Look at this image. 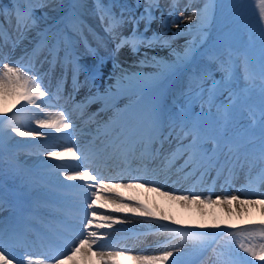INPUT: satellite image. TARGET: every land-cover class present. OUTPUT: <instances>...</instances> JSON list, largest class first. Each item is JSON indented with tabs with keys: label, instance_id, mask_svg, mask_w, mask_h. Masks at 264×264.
Here are the masks:
<instances>
[{
	"label": "snow or ice",
	"instance_id": "obj_1",
	"mask_svg": "<svg viewBox=\"0 0 264 264\" xmlns=\"http://www.w3.org/2000/svg\"><path fill=\"white\" fill-rule=\"evenodd\" d=\"M256 5L260 13L259 18L261 21H264V0H256ZM143 6L144 12L141 13L140 17H133L129 21L123 17V14L117 17L111 8L103 4L102 0H96V11L100 14L104 31L117 42V51L121 48L128 47L133 52L138 53L141 46L150 48L154 43H162L163 36L165 35L163 31L159 35L154 34L152 38H146L138 30L140 20H147L152 16L154 7L159 8L158 0H144ZM79 7L80 5L78 3L73 5L74 9ZM213 7L214 5L209 2L205 5L204 10H197L193 12L192 16L185 17L188 21H191L193 16L199 19L198 30L200 39H203V29L211 18ZM4 17L8 21L14 22L16 36L13 39L11 34L6 36L5 31L0 30V48L6 47L8 40H12L15 43L16 41L27 38L28 34L37 27L34 15V0H27L26 3H21L18 0L16 4H9L7 12L0 10V23H4ZM129 22L134 25L131 33L129 35H123L121 29ZM66 29L70 30V34L66 33ZM83 29L84 21L81 19V15L74 12L66 18L65 28L56 27L55 30L46 29L38 33V39H34L33 41V47L30 51H26L25 56L21 59L5 63L4 61L8 57L0 53V64H2V69H0V97L5 101L9 98L13 99L11 107L5 106L0 109V113L5 114L0 116V141L3 140L4 136L8 135L9 129L12 133L20 137H43L48 134L39 129H54L56 132H64L73 127V124L69 122V115L66 112H59L50 120H36L39 129L26 131L23 129L30 127L28 123L30 117H27L25 122L21 123L20 116L21 114L27 113H31L32 117L45 114V107L56 106L50 103L53 94L43 84V78L54 72L58 66L66 69L71 65L73 74L75 75L77 71V57L74 37L83 36ZM197 51V44L194 40L185 46L182 54H177L175 59L170 62L156 57L149 58L147 53H145L144 59L140 63L142 65H151L155 69L153 73L142 75L139 72H134L129 75L125 70H121V75L118 78L119 82L122 85L124 82H127V87L123 90L135 89L141 93L144 91L152 92V95L143 103L139 100L136 101V104L139 105L140 122L144 128V133L139 141L142 149L141 158H148L155 162L157 158L162 156V163L170 168L175 167L180 160H183L184 163L179 170H188L214 165L218 153L223 151L225 144L230 145L229 152L239 151L238 145L228 136V124L231 122L235 103L238 99L231 87L232 73L229 65L222 64L224 75L220 81L215 82L211 87L206 89L203 87L204 82L208 78L206 69L193 72L189 76L190 90L193 86L201 89V92L197 94L196 98L200 99L202 104H207L209 110L213 107L216 108L215 124L218 127L201 119L200 116L195 118L191 117L186 109H182L180 113H173L162 102L159 94L162 83L169 77L180 73L188 64L192 63ZM209 58L216 59L215 56H210ZM45 66H47V70H45ZM119 67V65H114V68ZM245 72L246 85H255L256 74L247 66V63ZM259 80L261 95V145L259 161L262 165V170L257 177L249 180V185L245 189L241 190L244 194H249L247 189L251 188L257 182L264 185V54H262L261 59ZM205 91L207 92L206 99L203 96ZM223 91H228L229 93L226 98L228 102L217 104V100L219 99L218 93L222 95ZM13 109H16V111L13 112ZM37 109L39 111H36ZM8 113H11V115H7ZM166 130L168 131V135H165ZM122 135L123 132L119 133L116 140H120ZM165 143L169 144L167 152L163 147ZM113 144H115V141H113ZM121 145L126 148H131L134 151L135 146L134 144L129 145L127 137L121 140ZM104 150L106 149H74L73 147H64L61 151L45 150L43 155L61 161L68 159L73 161H79L80 159L94 161ZM78 167H81L78 163L73 165L62 164L57 166V171L62 173L66 180L93 181L92 187L97 189L103 188L108 193H111L110 200L101 204L100 207H111L118 213H136L147 217L148 223L152 221L157 223L160 221H169L171 218L157 216L155 213L148 211L139 202H125L123 193L119 192L118 189H131L138 186L147 187L151 191L160 192L161 195L169 197L170 199L179 200L182 203L190 202L197 206L204 204L225 205L229 208V212L232 211L230 207L232 202H237L240 205H255L258 203L264 206V200H242L239 195L217 196L215 199H212L211 196L193 194L176 196L171 192L160 191L159 187L154 186L156 181L148 180L143 176H129V183L117 182L113 184L111 182L112 180H119L121 177H105L99 174L92 175L88 170H75ZM141 180H144L143 184H140ZM80 187L87 193L88 189L86 187L83 185ZM96 195V192L92 193V202L87 205V209L85 210L87 223L83 224V229L86 231V234H84V231L80 233V236L83 238L77 237L79 242L75 247L71 248L67 255L57 253L59 258L45 255L43 260H33L30 255H26L24 259H21L18 253L20 250L26 248L24 235L14 230L5 236L4 230L0 229V264H47L48 261H51V264H64L65 260L69 264H79V261L76 259L78 256L84 260L95 257L99 261V264H125V261H131V264H190V261L183 259L185 252L181 248H175L174 245H170L167 240L159 244L156 248L151 249V251L158 253L155 255H133L131 250L128 249L108 252L94 251V246L96 249L116 247L115 245H109L103 242L104 238L97 231L89 230L90 226L94 223L93 218L98 216L97 210L93 207L96 204L94 198ZM85 199H88V197L86 196ZM102 219L108 228H111L116 223H121L116 216L112 215L104 216ZM173 223L179 225L180 221H173ZM97 227L99 228L101 225H97ZM159 227L162 232L170 234L173 239L180 238L182 240L192 241V252L194 253L200 251L206 245L210 236L220 234L219 232L211 233L189 228H173L169 223L159 224ZM198 227L200 229H206L209 226L199 225ZM211 227L219 228L220 232L226 231L220 225H213ZM231 227L235 228L236 231L229 233L230 244L238 243L239 248L247 255H242L235 248H232L228 258L221 260L220 264H254V261L248 259V257L264 261V243L253 242L257 238L264 240V220L258 223L248 222L238 228L236 225H232ZM105 238L110 237L105 234ZM170 246L174 248V251L165 250Z\"/></svg>",
	"mask_w": 264,
	"mask_h": 264
},
{
	"label": "rangeland",
	"instance_id": "obj_2",
	"mask_svg": "<svg viewBox=\"0 0 264 264\" xmlns=\"http://www.w3.org/2000/svg\"><path fill=\"white\" fill-rule=\"evenodd\" d=\"M3 1L7 2L6 4H14L15 2H17V0L14 1L0 0V2ZM254 1L255 0H219L218 9H216L217 11L212 9L211 18L207 23L208 26L206 25L207 28H205V31H203L204 32L203 39H200V33L198 30V26L200 22L196 16H193V19L191 20V24H192L191 28L195 27L194 30L183 33H179V31H182L183 28L181 27H183L184 22L187 21L185 17L192 16L193 12H196L197 10H204L205 5L208 4L209 2L213 4V2L210 0H164L159 3V9L154 7L153 12L155 14L151 19L148 20V22L146 20H140L138 24V30L148 38H150L154 34H157V32H159L160 30L165 31L164 33L165 35L163 36L162 43H154L152 48L155 46H163L165 48H170L174 44H176L178 40H192V41L195 40L198 49V51L196 52L197 57H199L197 53L201 51L199 49L205 44L209 43V45L207 44L208 46L206 47L207 49L206 52L207 51L217 52V54L215 55L216 59L209 60L207 57V59L204 60L205 57L201 56V60H199L198 65L193 63L194 72L200 71V67L202 64L200 62H202V60H204L203 62L208 64L207 66H210L211 68L212 72L210 71V74H208V78L204 82L203 86H205V88H208L216 80L221 79V77L224 75L222 64H227L230 66V70L232 73L231 87L238 97L234 108L241 109L239 106V102L244 96V94L245 95L248 94V91L246 92L244 91V87L248 86L251 89V93L253 95L252 97L253 101L251 102V107L253 108L255 106L252 109V111L258 113L257 109L260 108L261 105L259 71L261 66L262 54H264V21L260 20L259 9L257 8L256 1L255 2ZM79 2H80V7H81L80 12L82 17L89 24L91 23V21L96 22L97 23L96 27L100 28L98 29V33L99 32L102 33V36L104 35L105 38L109 40L108 34L104 32V25L103 23L100 22V14L95 9L96 0H79ZM249 2H251V4ZM64 3L65 0H34V15H35L37 27L28 35H32L34 37L35 36L34 31L38 29V26L44 24V22L47 21L52 15L57 16L60 9L63 7ZM118 3H120L121 7L125 6V8H123V17L127 18L128 8L133 9V5H134L133 0H120V2ZM143 5H144V0H140L139 5L136 7V9L133 10L131 14L130 13L128 14V18L129 17L130 18L129 19L127 18V20L131 21L132 20L131 17L134 16V14L136 13H138V15L140 16L141 11H143L144 9ZM8 6L6 7L2 6V9L0 10H4L5 12H7ZM3 19H4V23H0V30L5 31L7 35L11 34L12 37H15L16 33H15L14 22L8 21L6 17H4ZM157 19L158 22L156 23ZM133 26H134L133 23L129 22L125 24V28L121 29V31L125 32V34H128V32H130L131 29L133 28ZM207 29H208V33H207ZM94 34L95 33L92 31L90 34L87 35V38L88 40L91 39L95 40V45L92 48L81 47V51L87 54V56H85L83 59L88 58L90 66L93 68H97V65L95 64L96 60L94 54L90 56L88 55L93 53L94 48L97 49V51L104 52V54L108 53L110 56H114V55L111 52L106 51V49H108V46L106 47V49H104L106 44L103 43V38L101 39L99 36H96ZM110 43H111L110 45H112L113 42ZM17 45L20 44L14 43L11 47L14 48L16 47V49L21 48V45L20 47H17ZM144 47L146 46H141L138 53L133 52L128 47H124V48L125 51L128 52L129 54L139 55L140 52L143 51ZM124 48L120 49V51H122ZM235 52H238L239 54H234ZM9 53L10 51L7 52V54ZM196 56L195 58H197ZM246 63L247 66L250 67V69L254 71L256 74L255 85H246L245 83ZM106 64L107 63L105 62L104 65L105 72L107 69ZM0 69H2V65H0ZM104 76L108 78L109 74H104ZM106 78H104V80H107ZM179 81L182 84H187V83L189 84L188 74L183 72L180 75ZM102 82L100 81V83ZM93 87L96 86L93 85ZM198 90H199L198 87L193 86L191 90L188 89L181 91L180 94L178 95L175 104H173L174 108L172 109L173 110L172 112L180 113L182 109H186L191 115V117L195 113L200 114L208 123L217 127V125L215 124V118L212 117L216 114V108L213 107L211 108V110H209L207 104H202V101L200 99H197L195 96ZM218 95H219V99L217 100V104L221 102L223 103L228 102L226 99L229 95L228 91H223L222 95H220L219 93ZM12 103H13L12 98H9V100L6 103V106L10 107V105L12 106ZM171 105L172 104H170V107ZM15 110L16 109H13L12 111L14 112ZM239 113H242V111H240ZM259 133H260V138L246 147V148L248 147L251 148L253 151L252 156L248 157L249 164L247 166L239 168V170L230 171L229 172L230 176L226 177L227 179L218 181L217 183L223 185L222 188H224V190L216 194H219L221 197L225 195L228 196L239 195L241 198H245L247 200L258 199V198L264 199V185H260L259 186L260 190L256 189V192H254L253 196L251 197L244 196V192L241 191L243 189V186L240 185V180L242 178L252 176L254 170H257L259 172L258 165L260 164L259 150L261 145V125L259 127ZM173 147H175V145H173ZM225 159H228V157H226ZM252 160L254 162L257 161L258 164L253 163ZM220 163H221V167H226L227 160H221ZM217 189H219V187H217ZM203 190L205 192V188H203ZM211 197H213V195H211ZM193 220L194 223H190L189 226L190 228L199 229L198 227L199 225H206L209 227H207L206 229H199V230L207 231L211 233L219 232L220 234L210 236L208 238L206 245L200 251L195 253L192 252V248H193L192 241L182 240L180 238H177L173 242H169L170 245H174L175 248H181L185 252V256L183 257V259L190 261L191 259L195 258L199 253H204L202 264H220L221 260L228 258L232 248H235V250L237 252H240L242 255L245 256L247 255L243 253L242 249L239 248L238 243L230 244L229 233L236 231L235 228L231 227L232 225L227 226L222 223L212 224V226L220 225L222 228L226 230L224 232H220L219 228L211 227V225L208 224L209 223L208 218L207 219L200 218V216L197 215L196 218H193ZM259 220L260 219H251L241 223L244 224H247L248 222L258 223ZM237 222L238 221H234L233 225H236L238 228L239 226H241L240 225L241 223H237ZM185 224H189V223L187 222ZM166 235L167 233L162 234L160 237H157V239L163 238ZM154 236L152 235L151 237ZM151 237L149 238V240L151 239ZM253 242L264 243V240H260L259 238H257ZM143 243H148V241L144 240ZM165 250L174 251V248L170 246ZM248 259L253 260L254 264H264V261L257 260L256 258L253 257H248Z\"/></svg>",
	"mask_w": 264,
	"mask_h": 264
},
{
	"label": "bare ground",
	"instance_id": "obj_3",
	"mask_svg": "<svg viewBox=\"0 0 264 264\" xmlns=\"http://www.w3.org/2000/svg\"><path fill=\"white\" fill-rule=\"evenodd\" d=\"M191 26H192L191 21L187 20L184 22L183 28H188ZM189 42H192V41L191 40H178L177 43L174 44L170 48H165L163 46H156L154 48L144 47L143 51H141L139 55L129 54L128 52L125 51V48L122 51H120V50L117 51L116 49L114 51V49H111L110 52H112L114 54V56H110V55L106 56V63H107L106 68L107 69H106L105 74H109V77L107 78V80L104 83L105 86H104L103 90H105V91L102 92L103 94H101L102 95L101 98L99 100L96 98L98 96L96 94L97 90H92L91 89L92 87L87 83L84 87H83V85L81 87L82 92L79 93V100H76L73 103H71L70 111L66 112L69 115V117L71 118L72 116L75 115V113L82 111L81 112L82 115H85V117L82 120L86 122V126L76 130L75 140L72 141L71 139H67V140H69V143L71 145L66 146V147H73L74 149L75 148L81 149L83 147L82 149H84L86 144H85V146H83V144L88 142V139H89L91 133L94 131V126H96V125L101 126V124L106 125V130L105 131H98L100 133V135L104 136V134L107 133L113 127L115 129L113 132L114 133L113 138H111V139H110V137L106 138L107 143L105 145V148L112 149L116 145L121 146V141L116 140L117 135L121 132L129 135L128 136L129 145L134 144V146H135L137 144V139L135 140L134 137L140 135V133L137 131L141 130L144 133V128L143 127L141 128L142 124L140 122V116L132 114V112L130 110L120 109L117 111L116 110L117 107H115L112 104H107L105 107V103L102 99H104L107 103L108 102H120V103H127L129 105L136 103V101L140 100V97H138V100L133 99V96H132L130 89L123 90L125 87H127V82H124L123 85L119 82L118 78L121 75V70H125L126 73L129 75H131L134 72H139L142 75L153 73L155 71V69L151 65H149V64H143L142 65L140 63V61L144 59L145 53H147V56L149 58L156 57L158 59H164V60H168L170 62L171 60L175 59L177 54L183 53L185 46ZM106 45H109V44H106ZM114 65H119L120 67L114 68ZM54 98L56 100H61V96L58 97V94L57 95L55 94ZM88 98L93 99L94 100L93 102H95V101H101L102 102L103 107L101 109H99L98 112H96L94 116L89 115V113L92 111V109L87 110L86 113L83 112L84 111L83 109H85L89 105V103H83V102H81V100L82 99H88ZM130 100H133V102H130ZM7 101H5L2 97H0V109L4 108L6 106ZM99 105H100V103H99ZM78 106H82V107H78ZM97 106H94V107L96 108ZM44 109L46 110L44 117H40V116L32 117V114H30V113H27L25 115H28L32 121L35 120L34 123H36V120H50L57 113L61 112L59 110V108H56V107H45ZM73 109H75V110H73ZM2 114L3 113H0V116ZM87 117H89V118H87ZM123 120H126L125 126H122V123L120 124L121 126H116V125L114 126V123L116 124L118 121H123ZM78 122H80V120H78ZM74 127L76 129V126H74ZM48 130L55 131L54 129H44V131L47 134H49ZM44 137L45 136H43V137H20V136L16 135L15 133H12L9 129L8 135L4 136L3 141L5 143H9V144L18 143L19 145L17 147V151L19 152L20 155L24 156L28 162L31 161L30 162L31 164H40V163H43V162H46L48 160H52L55 158H49L45 155H38L36 157H30L29 153L27 152V149H29V148L31 149L35 146H40L41 148H43L44 145L42 144V140L36 141V139L37 138L44 139ZM46 140H48V138H46ZM122 140H123V138H122ZM113 141H115V144H113ZM22 148H24V149H22ZM136 149L141 150L140 147H137ZM130 150H131V148H127V150L120 153L119 155H117L115 157H109L108 158V161H109L108 164L105 167H103V166L100 167L99 170H110L111 166L114 164V162H117L116 167H119L121 164V162H120L121 161V155L123 153L129 152ZM76 163H78V162H76ZM155 168L158 169L159 167L155 166ZM77 169H79V168H77ZM44 171L48 172L51 176L55 177V179L58 180V182H61V183L71 182L69 180H66L65 177L63 176V174L57 171V167L55 164H52L50 166L45 167ZM78 171H83V170L79 169ZM163 171H164V169L159 168V171L153 173L152 170H150V172L147 174V179L156 181V184L154 186L159 187L160 191L171 192V190H176V191H180V190L189 191L190 190V189L185 188L186 179L182 178V174L179 175V177H181V179L179 181H177L173 184H170V185H164L163 181H165V180H163V179H165L166 176L157 175L158 173L163 172ZM113 174L117 175L118 173L115 172ZM91 182H93V181H88L87 183L92 187ZM179 183H181V184H179ZM113 184H115V183H113ZM140 184H142V183H140ZM165 186H167V187H165ZM92 188L94 191L98 190L97 188H94V187H92ZM136 188H141L139 190L140 191L139 194H137L133 190L134 188L129 189V191H131L132 193L122 191L123 188L118 189V191L122 192L123 196H129L131 198L137 199L139 201V203L143 204L147 209L152 208V211H154L156 213V215L170 217L171 219L167 223L175 224V223H173V221H180L179 225H177V224H175V225L181 226V227H182V224H185L187 222L188 223H194L193 218H196L197 215H199L200 218H205V219L208 218L209 219L208 224L211 226H212V224H219V223L230 226V225H233L234 221H238L237 223H241V222H246L247 220H251V219H260V220L264 219V206H262L258 203L255 205H240L237 202H232V204L230 206L232 211L229 212V208L225 205L204 204V205L197 206V205L192 204L190 202L189 203H182L179 200L170 199L169 197L161 195L160 192L149 190V188H147V187H139L138 186ZM103 191H105V194H102ZM173 194L176 196L185 195L181 192L173 193ZM111 196H112V194L108 193L105 189H103V188L99 189V194L97 197L99 198V200H101V202L96 201V204L93 205V207L98 212V216L93 218L94 223H93V225L90 226L89 230L97 231L98 233H102V230H103L102 228L104 226H106L102 217L108 216V215L116 216L119 221L125 222L128 226H133L130 223H128V221H126V218L124 217V215L122 213L114 212V214L106 215V214H103L102 212H100L101 210L102 211L113 210L112 208H109V207H103V208L100 207V205L103 204L102 202L110 200ZM216 197L217 196H215L213 199H215ZM241 199L247 200L244 198H241ZM252 200H264V199L260 198V199H252ZM137 215H139V214H137ZM142 217L144 218V220L147 219V217H144V216H142ZM141 222H143V221H138L137 223H141ZM86 223H87V220H86ZM97 225H101V227L98 228ZM155 226H156V224H155ZM141 227H143V226H141ZM141 227H139V228H141ZM83 231H84V234H86V231L85 230H83ZM139 240H140V237H138L134 241L135 249H137L138 251H141V253H137V254H139V255H155V254H158V253L153 254L150 252L151 249L156 248L158 246V244L154 245L152 248L148 247L149 249L148 248L141 249L139 246L137 247V244H136ZM77 242H78V239L76 238L72 242L71 248L74 247L75 243H77ZM94 251H96V250H94ZM147 252H149V253H147ZM137 254H133V255H137ZM76 259L79 261V264H99V261L95 257H91L88 260H84L78 256ZM125 263L131 264V261H125ZM64 264H69V262L67 260H65Z\"/></svg>",
	"mask_w": 264,
	"mask_h": 264
}]
</instances>
